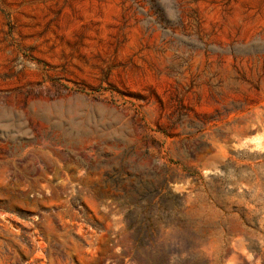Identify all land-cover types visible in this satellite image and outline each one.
Instances as JSON below:
<instances>
[{
    "label": "rangeland",
    "instance_id": "rangeland-1",
    "mask_svg": "<svg viewBox=\"0 0 264 264\" xmlns=\"http://www.w3.org/2000/svg\"><path fill=\"white\" fill-rule=\"evenodd\" d=\"M0 264H264V0H0Z\"/></svg>",
    "mask_w": 264,
    "mask_h": 264
}]
</instances>
